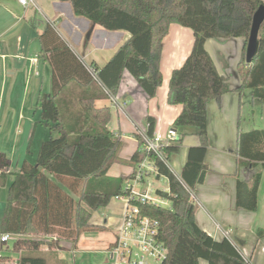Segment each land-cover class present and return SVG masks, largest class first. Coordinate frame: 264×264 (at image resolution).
<instances>
[{
  "label": "trees",
  "instance_id": "1",
  "mask_svg": "<svg viewBox=\"0 0 264 264\" xmlns=\"http://www.w3.org/2000/svg\"><path fill=\"white\" fill-rule=\"evenodd\" d=\"M71 2L77 16L100 27L126 30L131 37L119 46L102 66L85 61L61 35L54 22H47L39 34L42 50L52 67V93L40 98L41 122L51 134L42 142L35 163L25 160L9 195L0 232L15 236L13 247L39 249L45 243L38 234H57L59 240H76L82 233L102 231L106 227L91 221L93 211L105 207L112 197L123 193L128 176H111L114 163L136 166L146 154L140 148L130 160L121 156L123 140L109 128L110 106H96L99 99L116 93L130 72L150 98L163 83L161 56L163 39L173 22L191 28L194 44L184 63L172 71L168 103L182 105L176 127L194 126L201 143L189 149L180 177L158 158L159 174L166 177L169 190L158 193L171 206L141 204L144 215L160 222V239L168 249L162 264H247L239 248L230 239H215L202 229L195 218L191 191L204 183L210 168L206 162L208 104L230 91L240 94L250 89L252 96L264 103V22L259 32V50L251 63L246 61L248 38L253 16L264 0H61ZM245 37L244 57L237 70L241 85L231 88L221 74L205 44L210 38ZM148 134L153 135L156 119L148 116ZM181 141V140H180ZM179 141V142H180ZM140 147L143 139L140 137ZM180 144L166 148L171 155ZM236 152L238 167L264 166V129L239 131ZM11 165L6 152L0 151V186L6 184ZM262 171L251 183L238 178L236 207L249 211L258 208ZM264 237V227L257 230ZM244 245L245 242H238ZM2 245L0 249H2ZM0 264H48L43 256L23 253L18 260L0 254Z\"/></svg>",
  "mask_w": 264,
  "mask_h": 264
},
{
  "label": "crops",
  "instance_id": "2",
  "mask_svg": "<svg viewBox=\"0 0 264 264\" xmlns=\"http://www.w3.org/2000/svg\"><path fill=\"white\" fill-rule=\"evenodd\" d=\"M49 21L55 23L61 35L85 62H95L99 66L104 65L119 46L131 37L126 30L110 31L96 24L85 29L89 19L77 16L69 1L35 0V4L25 6L19 0H0V151L6 152L11 162L4 190L14 182L25 160L36 162L42 142L58 135L51 134L49 127L41 122L39 103L40 98L52 93V67L39 38ZM194 39L191 28L177 22L171 23L163 39V83L155 97L150 98L137 79L125 71L124 79L115 93L120 103L125 104L124 108L113 105L109 98L95 102L98 107H111L112 118L108 126L123 140L121 156L124 160H130L140 148L141 133L148 130V116L156 119L155 132L166 134L170 128L178 131L176 144H180V149L170 155L171 164L178 173L186 164L189 149L200 145L201 140L194 126L174 125L182 105H171L167 99L172 71L184 63ZM245 42V37L241 36L219 37L210 38L205 44L218 71L227 77L231 88L241 85L237 66L244 57ZM208 118L206 162L210 172L204 183L194 191L196 221L217 240L225 238V232L230 230L233 240L245 242L240 245L243 254L250 260L249 264H264V237L257 235V230L264 227V166L259 163L254 168H239L236 152L239 131L264 129V103L253 98L250 89L241 94L230 91L220 100L208 104ZM117 164L129 166L128 171L125 167L115 166ZM133 168L134 165L122 161L114 163L108 173L111 176H126ZM259 170L262 171V180L258 208L249 211L236 207L238 178L251 183ZM163 179L166 185L156 188L167 190L168 178L156 180ZM124 208V202L111 199L107 206L93 212L91 221L105 226V230L82 233L76 240H61L58 246L50 244L57 234L23 236L44 240L45 243L39 249L25 245L15 249L13 244H9L2 248L5 250L2 253L10 255L12 260H18L23 253L43 256L48 264L50 261L53 264H70L73 261L74 264H110L109 248L115 241ZM3 215L1 207L0 228ZM99 244L104 245L106 250L95 249ZM200 264L209 263L201 259Z\"/></svg>",
  "mask_w": 264,
  "mask_h": 264
},
{
  "label": "built area",
  "instance_id": "3",
  "mask_svg": "<svg viewBox=\"0 0 264 264\" xmlns=\"http://www.w3.org/2000/svg\"><path fill=\"white\" fill-rule=\"evenodd\" d=\"M19 2L25 6L35 4V0H19ZM85 63L94 72L90 63ZM109 99L113 105L120 109L124 108L125 104L120 103L115 93H110ZM141 138L143 143L140 150L146 154V157L134 166L130 174L126 175L128 178L125 180L123 193L112 197V199L124 202L125 208L115 241L109 248L111 264H162L168 255V249L159 237V220L144 215L140 205L149 203L171 206L166 204V201L169 200L158 193L157 190L161 188H153L151 179H159V169L155 158L163 161L180 177V173H176L171 164L170 154L166 151L168 146L179 140V134L175 128H170L166 134L154 132L153 135H149L148 132H143ZM161 190L168 191L169 188ZM191 199L195 203L194 190L191 191ZM225 237L237 245L245 261L249 264L250 260L243 254L241 245L230 237V230L225 232ZM13 238L14 236L10 233L0 232V246L5 245Z\"/></svg>",
  "mask_w": 264,
  "mask_h": 264
},
{
  "label": "water",
  "instance_id": "4",
  "mask_svg": "<svg viewBox=\"0 0 264 264\" xmlns=\"http://www.w3.org/2000/svg\"><path fill=\"white\" fill-rule=\"evenodd\" d=\"M264 22V4H262L253 16L252 28L248 38L246 49V61L251 63L259 50V32Z\"/></svg>",
  "mask_w": 264,
  "mask_h": 264
},
{
  "label": "rangeland",
  "instance_id": "5",
  "mask_svg": "<svg viewBox=\"0 0 264 264\" xmlns=\"http://www.w3.org/2000/svg\"><path fill=\"white\" fill-rule=\"evenodd\" d=\"M89 23H87V25L85 26V29H87L91 24H94L93 22H91L90 20L88 21ZM91 64V63H90ZM114 109H113V113H114ZM116 115L114 114V117H115ZM114 121V120H113ZM113 127L115 126V121L113 122ZM115 166H118V167H125V170L126 171H128V169H129V166H127V165H124V164H117V165H115ZM174 169H175V171H176V173H178V170H177V168H175L174 167ZM152 181H151V183H152V186H153V188L154 189H156V187H161V186H163V185H166L165 183V181L166 180H161V181H159V180H156V179H151ZM0 187H2L1 189H0V211H1V207H3V213H4V209H5V207H6V204H7V199H8V195H9V187H8V189H6V190H4L3 189V187H4V185L3 186H0ZM3 190L6 192V194H5V197H4V194H3ZM5 201V204H3V202ZM166 204L168 205H170V202L169 201H166ZM3 205V206H2ZM95 211V210H94ZM93 211V212H94ZM91 218H93V215H92V217ZM110 233V232H109ZM109 233H104L103 235H109ZM59 241H61V240H59ZM11 245V244H13V242L12 241H9L8 243H6L5 245ZM5 245H2L3 247V249H4V247H5ZM95 249H98V250H102V249H104V250H106L105 248H104V245H102V244H99L98 246H96V248ZM2 251H5V250H2V249H0V254H2ZM33 255V254H32ZM95 255H97V257L98 256H100V255H98V254H95ZM109 257V256H108ZM94 258V257H93ZM50 264H53V262L52 261H50L49 262ZM70 264H74V261L73 262H71ZM110 264H111V260H110Z\"/></svg>",
  "mask_w": 264,
  "mask_h": 264
}]
</instances>
